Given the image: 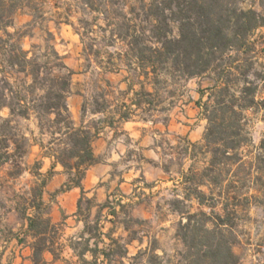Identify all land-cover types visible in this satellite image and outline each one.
<instances>
[{
	"label": "trees",
	"instance_id": "16d2710c",
	"mask_svg": "<svg viewBox=\"0 0 264 264\" xmlns=\"http://www.w3.org/2000/svg\"><path fill=\"white\" fill-rule=\"evenodd\" d=\"M47 1L0 0V112L8 110L6 118L0 117V165L10 164L13 174L22 173L21 160L27 153L29 140L15 121L31 116L36 118L40 134L46 131L49 136V141L39 143V147L41 157L51 162L45 173L40 172V161L31 168L35 180L28 196L22 198L20 210L26 221L24 236L11 232L17 245L29 249L31 264H48L46 253L59 259L64 248L72 252L79 264H112L117 263L116 258H126V244L112 236V229L104 232L105 223L114 224L119 214L130 222H139L125 212L130 206L122 202L125 196L117 188L118 196L108 194L99 203L82 188L87 169L99 163L93 142L106 128L115 130V136L125 135L119 130L120 124L134 120L139 111L150 117L168 112L165 103L173 98L175 85L207 77L211 85L200 92V99L195 102L206 121L202 141H184L183 149L190 151L192 164L187 173H179L182 178L179 185L185 193L174 198L170 208L180 217L176 235L184 246L181 264H237L233 247L238 242L235 230L238 211L228 203L235 198L239 186L227 176L243 165L239 150L249 143L245 112L264 104L256 100L257 84L248 78L250 73L251 77L264 80L255 69L257 60L250 41L253 33L264 27V0H259L258 9L244 8L245 0L77 1L83 14L95 13L94 20L101 17L105 27L99 29L108 34L107 46L120 42L124 47L123 52L115 53V60L107 54V61L100 68L105 73L117 74L122 64L131 72L120 81L126 84L124 89H119L120 84L114 88L109 80H104V86L115 89L120 100L109 112L110 117L89 126H76L70 117L67 98L75 72L65 64L51 41L43 47L33 45L32 50L26 51L20 45L21 36L8 31L21 12L27 11L33 19H43ZM78 23L81 40L87 37L96 42L97 36L91 38L93 31L86 28L87 21L79 18ZM48 35L51 37V33ZM129 94L132 97L126 100ZM205 94L206 100L202 101ZM93 103L98 107L93 114L108 113L106 102L100 104L93 99ZM140 120L147 121L142 117ZM163 126L168 127L167 122ZM138 161L145 158L140 154ZM198 163H202L201 168L196 167ZM56 166L61 167L66 181L54 195L73 188L80 190L73 216L82 223V231L67 245L60 243L65 218L54 223L53 202L44 200ZM192 201L198 208L194 212L187 205ZM218 204L222 213L215 212ZM123 227L129 231L127 225ZM147 253L154 259L151 263L160 260L152 249L140 250L133 259Z\"/></svg>",
	"mask_w": 264,
	"mask_h": 264
},
{
	"label": "rangeland",
	"instance_id": "374dc122",
	"mask_svg": "<svg viewBox=\"0 0 264 264\" xmlns=\"http://www.w3.org/2000/svg\"><path fill=\"white\" fill-rule=\"evenodd\" d=\"M77 1L79 0H48L43 9V19H33L27 11L21 12L14 19L13 28H9L8 31L17 32L21 36L20 45L26 51L32 50L33 45L43 47L51 41L57 52L64 57L65 64L75 72L67 98L70 117L76 126L81 124L89 126L92 122L110 117L109 112L120 100L115 89L104 86V80H109L115 88L131 72L122 64L121 72L117 74L105 73L100 68V65H105L101 63L107 61V54H111L115 60V53L123 52L124 47L120 42L107 46L108 34L99 29V26L105 27V23L101 17L94 20L97 16L95 13L83 14L77 7ZM258 3L259 0H245L243 7L258 9ZM79 18L87 21L86 28L93 31L91 38L97 36L96 42L87 37L81 40L77 33V29L82 31L78 23ZM48 32L51 33V37ZM250 41L253 43L257 60L255 69L264 76V27L258 28ZM96 50L98 56H95ZM14 77L22 78L23 75ZM248 78L257 84L256 100L264 103V80L251 77L250 73ZM210 85L207 77L181 81L172 88L173 98L165 103L169 108L168 112L155 113L151 117L143 115L140 111L137 113L138 116L134 120L142 121L141 117L147 120L145 131L153 138V146L157 152L155 159L145 157L142 148L136 146L128 136L122 134L115 136V130L110 128L102 132V137L107 139V145L103 152L96 155L99 163H106V160L115 153V139L125 148L122 160L109 163L111 176L103 182L102 193L106 197L108 194L118 196L116 189L119 188L125 196L122 202L130 204L125 212L139 220L138 223L130 222L123 214H119L114 219V224L105 223L104 232L112 229V236L126 244L128 251L126 258L122 260L116 258L117 263L112 264H120V261L122 264H167V261L181 264L180 254L184 246L176 235V225L180 217L171 210L170 202L176 197L181 198L185 193L179 185L182 179L179 173H187L192 161L188 157L190 151L185 152L183 149L184 141L191 143L202 141L206 121L195 102L200 99V92ZM125 87L126 84L121 83L119 89ZM131 97L129 94L126 100ZM93 99L100 104L106 102L107 107L109 106L108 113L93 114L92 112L98 108L94 105ZM204 100L206 94L202 98V101ZM7 116L8 110L3 109L0 117ZM245 116L249 143L239 150L243 165L235 167L234 173L227 176L228 180L231 179L239 186L235 198L230 199L228 203L238 211V218L235 220L238 242L234 245L233 251L238 256L237 264H264V104L246 111ZM165 122L168 127L163 126ZM15 124L28 138L29 145L25 157L21 160L20 175L13 174L14 170L10 164L0 165V264H31L28 258L29 249L17 245L11 232L19 237L24 236L26 221L20 211L22 198L28 196L29 188L34 183L35 179L31 175L33 165L40 161L41 173H45L50 167V160L41 157L42 150L39 147V143L46 144L49 141V136L46 131L40 134L34 116L29 119L17 118ZM140 154L145 161H138ZM162 167H166L169 172H165ZM196 167L201 168L202 163H198ZM55 172V175L59 173L56 170ZM63 177L66 181L65 175ZM122 177L127 180L126 185L120 187ZM60 187L45 191L44 200L47 203L52 201V208L57 198L54 193ZM203 190L207 193L205 189ZM104 201L102 197V200L97 202ZM187 205L192 206L190 209L192 212L198 209L194 201ZM221 209L222 206L218 204L215 212L222 213ZM204 210L208 211L205 208ZM105 213L106 210L103 211V214ZM73 214L61 227L60 243L63 245L69 244V240L77 237L82 231V223L77 222ZM94 214L93 210L92 216ZM109 218L113 219L111 216ZM60 222H63V218L57 223ZM125 225L129 227V231L124 230ZM146 249L154 250L152 254L159 256L160 260L151 263L154 259L149 253L133 259L140 250ZM44 258L48 264H79L78 259L68 248H64L59 259H53L48 253Z\"/></svg>",
	"mask_w": 264,
	"mask_h": 264
},
{
	"label": "crops",
	"instance_id": "0c3cea01",
	"mask_svg": "<svg viewBox=\"0 0 264 264\" xmlns=\"http://www.w3.org/2000/svg\"><path fill=\"white\" fill-rule=\"evenodd\" d=\"M147 127L146 123L143 121L130 120L122 122L119 126V130L123 131L128 138L135 143L136 146L141 147L144 152V156L149 159L157 158V152L153 146V138L148 136L145 128ZM101 133L93 142V152L96 155L103 152L107 145V139L105 140L102 137ZM115 153H113L109 159L106 160V163H97L93 166H90L85 176L82 180V188L89 196H94L96 201L106 199V195H103V182L107 181L110 178V165L112 161L117 163L119 160L123 159L125 148L115 139ZM57 173L55 177L51 179L48 183L46 189L50 188L55 189L59 188L65 181L63 173H61V167L56 166L55 168ZM122 181L119 183L120 187L126 185V178L122 177ZM80 197V190L78 188H73L67 192L60 193L57 195L56 203L51 209V219L54 223L59 222L60 219L65 218V221L70 218V216L75 212L77 201Z\"/></svg>",
	"mask_w": 264,
	"mask_h": 264
}]
</instances>
